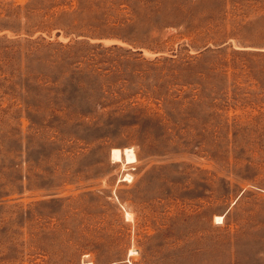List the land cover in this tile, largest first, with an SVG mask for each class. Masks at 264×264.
I'll use <instances>...</instances> for the list:
<instances>
[{"label": "rangeland", "instance_id": "obj_1", "mask_svg": "<svg viewBox=\"0 0 264 264\" xmlns=\"http://www.w3.org/2000/svg\"><path fill=\"white\" fill-rule=\"evenodd\" d=\"M87 262L264 264V0H0V264Z\"/></svg>", "mask_w": 264, "mask_h": 264}, {"label": "bare ground", "instance_id": "obj_2", "mask_svg": "<svg viewBox=\"0 0 264 264\" xmlns=\"http://www.w3.org/2000/svg\"><path fill=\"white\" fill-rule=\"evenodd\" d=\"M124 153H125V155L123 154V151L120 149V148H114L113 150H112V155H113V159H115L116 161H120L121 159H122V157H123V155L124 156H126V159H127V162L128 163H133V162H135L136 161V153H135V150H134V148L133 147H127V148H125L124 149ZM128 175V174H127ZM127 177H131V175H128ZM127 179V178H126ZM125 179V180H126ZM129 179V178H128ZM127 179V180H128ZM132 179V178H131ZM130 179V180H131ZM130 216V215H129ZM216 219H217V221L218 220H223L224 219V217H223V215L222 216H217L216 217ZM85 264H92L91 262H87V263H85Z\"/></svg>", "mask_w": 264, "mask_h": 264}]
</instances>
